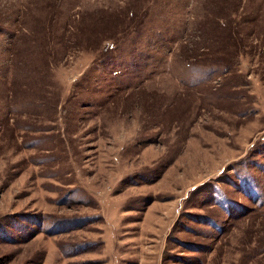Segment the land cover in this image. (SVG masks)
I'll return each instance as SVG.
<instances>
[{"label": "rangeland", "instance_id": "1", "mask_svg": "<svg viewBox=\"0 0 264 264\" xmlns=\"http://www.w3.org/2000/svg\"><path fill=\"white\" fill-rule=\"evenodd\" d=\"M0 264H264V0H0Z\"/></svg>", "mask_w": 264, "mask_h": 264}]
</instances>
